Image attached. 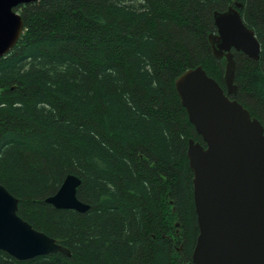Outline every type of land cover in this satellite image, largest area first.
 Masks as SVG:
<instances>
[{
    "label": "trees",
    "instance_id": "obj_1",
    "mask_svg": "<svg viewBox=\"0 0 264 264\" xmlns=\"http://www.w3.org/2000/svg\"><path fill=\"white\" fill-rule=\"evenodd\" d=\"M260 45L234 53L232 97L264 130V0H41L0 58V185L17 215L67 249L0 264H192L198 235L188 140L174 88L201 66L225 90L208 35L234 3ZM80 180V213L45 202Z\"/></svg>",
    "mask_w": 264,
    "mask_h": 264
},
{
    "label": "water",
    "instance_id": "obj_2",
    "mask_svg": "<svg viewBox=\"0 0 264 264\" xmlns=\"http://www.w3.org/2000/svg\"><path fill=\"white\" fill-rule=\"evenodd\" d=\"M41 0H0V58L17 44L24 23L16 11ZM234 3L214 12L215 32L208 42L215 59H224L225 90L201 66L174 81L188 121L204 146L188 140L187 159L193 174V200L198 235L192 264H264V130L232 97L236 93L234 52L258 60L260 45L242 21ZM80 180L68 175L58 191L45 199L56 209L84 213L76 198ZM0 250L16 260L61 253L67 249L33 229L17 215V199L0 185Z\"/></svg>",
    "mask_w": 264,
    "mask_h": 264
}]
</instances>
